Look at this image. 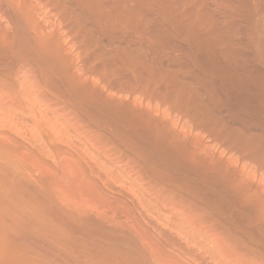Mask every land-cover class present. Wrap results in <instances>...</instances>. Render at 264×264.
<instances>
[{"label":"bare ground","instance_id":"bare-ground-1","mask_svg":"<svg viewBox=\"0 0 264 264\" xmlns=\"http://www.w3.org/2000/svg\"><path fill=\"white\" fill-rule=\"evenodd\" d=\"M0 264H264V0H0Z\"/></svg>","mask_w":264,"mask_h":264}]
</instances>
